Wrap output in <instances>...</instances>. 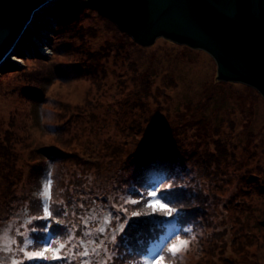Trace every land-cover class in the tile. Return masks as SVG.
I'll use <instances>...</instances> for the list:
<instances>
[{"label":"rangeland","instance_id":"1","mask_svg":"<svg viewBox=\"0 0 264 264\" xmlns=\"http://www.w3.org/2000/svg\"><path fill=\"white\" fill-rule=\"evenodd\" d=\"M74 2L86 8L77 19L87 30L78 35L67 29L61 13ZM91 8L88 0L46 7L26 31L32 38L19 43L18 57H10L0 71V228L10 226L15 235L25 209L37 214L32 184L50 179L59 206L65 201L69 210L62 217H68L73 235L70 241L67 234L56 237V243L67 242L70 264H104L102 247L91 250L101 240L107 244L119 224L112 217L125 218L118 211L126 195L119 187L123 171L112 151L126 139L130 121L123 115L133 101L145 108L134 112L142 126L157 119L143 139L187 154L191 175L186 178H199L201 192L208 195L197 212L204 224L188 234L194 239L182 238L189 243L176 256L164 254L166 264H264L263 95L244 83L219 81L217 63L207 52L163 38L142 46ZM99 51L106 57L97 65L99 60L90 57ZM146 78L150 97L145 98L139 83ZM136 205L124 207L130 214ZM157 219L153 215L150 222ZM99 227L105 232L98 235ZM129 230L128 223L117 241ZM42 234L31 235L38 240ZM81 239L96 241L87 245L89 257L73 255L83 251ZM124 252L122 247L117 255ZM13 258H22L16 245L11 254L0 253L4 264Z\"/></svg>","mask_w":264,"mask_h":264},{"label":"water","instance_id":"2","mask_svg":"<svg viewBox=\"0 0 264 264\" xmlns=\"http://www.w3.org/2000/svg\"><path fill=\"white\" fill-rule=\"evenodd\" d=\"M61 0H0V71L28 27ZM138 44L163 38L210 54L218 80L264 97V0H88Z\"/></svg>","mask_w":264,"mask_h":264},{"label":"trees","instance_id":"3","mask_svg":"<svg viewBox=\"0 0 264 264\" xmlns=\"http://www.w3.org/2000/svg\"><path fill=\"white\" fill-rule=\"evenodd\" d=\"M83 10H86V8L77 5V3L74 2L68 4V6H65L63 11H61V13L65 15L63 23H65L67 25V29L73 32L75 35H78L79 29L87 30L81 24H79V20L77 19L78 15L83 14ZM90 10H92V8ZM90 10L87 9V11ZM96 13L98 12L96 11ZM74 22L76 26H72ZM76 28L77 30H75ZM102 52L103 51H99L96 54H91V57L89 52L87 56H89L94 61L99 60V62L97 61L96 63H98L97 65H100L102 62L99 58L106 57L100 55ZM71 63L72 65L76 64L74 62ZM141 82L139 83V86L142 87L141 93L147 94L145 95V98L150 97L147 90V78L143 81L142 85ZM136 84H138V82H136ZM145 98L140 97V100H145ZM132 103L133 104L129 106V112L124 113L123 115V119L130 121L125 122V125H128V129H126V139L123 140L122 145L115 146L112 151L113 161L116 162L118 165L117 167L121 166L123 171V176L119 181V187H124L126 194H130L132 189H136L139 192L144 193L146 191L152 190L153 188H160L161 193L163 194L162 202L168 203L170 207H175L178 209L177 213L173 214L172 216L153 213L151 215H144V218L138 220L133 219L131 222H129L130 230L126 231V233L120 237L121 239L128 241V249L136 251L144 250L141 251L140 256L136 257V259H143L149 258L151 255H155V252H159L161 247H164L165 251L163 254H166V243H170L177 235L181 238L194 239V237L188 236V234L184 232V229L190 228L191 230H195L204 224V217L200 216L199 218L197 212L198 207H200L201 204H203L202 206H205L208 195L201 192L198 182L199 178H194L192 181H188L186 178V174L191 175V173L188 172L189 159L187 154H178L175 151L160 148L156 144L154 145L146 142V139L148 138L143 139L144 136H141V134L145 133L146 135V132L153 127L150 123L151 120L157 122V119L155 120V117H153L151 120L147 119L143 124L144 126H142L141 122L143 121L138 120L136 118L137 115L134 114V112L140 108H145H143V105L138 107L135 106L134 103L136 102L132 101ZM132 117L134 118L133 121ZM142 119L144 120L143 116ZM93 154L94 152L90 151V163L94 159ZM200 174L201 172L199 175ZM54 175L55 174H53V176ZM168 184L173 185V187L166 189L164 186ZM32 186L34 189L33 193L37 195V193L41 190V182H34ZM8 188H10V183ZM127 189H129V191H127ZM36 195L32 194L30 197V201L33 203L34 207H37V210L39 209V212L34 214V216L42 215L41 201L39 203L38 199H36ZM159 196L160 193H158V197ZM131 198L139 199V197L135 195H132ZM148 199L153 198L145 196V199L133 209L150 212L151 210L145 207V202ZM58 200L59 197L53 189L50 207L53 211L60 212V215H58L56 219L62 221V223L56 224L55 221H53L50 232L47 235H53L55 237L66 235L67 232L65 229L68 231V225L70 224L68 217L67 219L62 217V213H66V215L69 213V210L63 208L65 201L61 206H59ZM70 207L72 208V206ZM76 209L73 211L76 212ZM31 211H33V208ZM153 215H156L158 219L156 222L151 223L150 219L153 217ZM35 222L36 224L44 223V221ZM44 235L46 234L38 236L37 239L39 240L43 238ZM163 238H165V243H161ZM155 247H158V250L151 254L146 251L148 248L156 249ZM128 249H126V252L121 253L124 255L125 261L132 260V255L129 253ZM64 255L70 256L67 253H64ZM29 264H32V262ZM111 264H119V261H113Z\"/></svg>","mask_w":264,"mask_h":264},{"label":"snow or ice","instance_id":"4","mask_svg":"<svg viewBox=\"0 0 264 264\" xmlns=\"http://www.w3.org/2000/svg\"><path fill=\"white\" fill-rule=\"evenodd\" d=\"M166 189H170L173 185L168 184L164 186ZM158 193L160 196L158 197ZM138 196L139 199H132L131 196ZM38 198L41 201V209L42 215L32 216L28 214L27 209L24 210L25 219L19 228L15 229V235H13V231L10 226H5L0 228V253H8L11 254L12 246H18V251L22 254L21 259H11V264H28V262H32V264H51V262L59 261L60 264H70L72 260V256H65L64 252L67 250V242L56 243V237L53 235H47L50 232V228L52 227L53 221L56 224H61L62 221L57 220L56 217L60 215V212L53 211L50 207V201L52 199V181L49 179L46 183H43L41 186V190L37 193ZM145 196L152 197L153 199H148L145 202V207L150 209V212H144L142 210L137 211L133 210L130 214L128 213V209L124 207L125 204H139L142 200L145 199ZM123 203L120 205L118 211L122 210L125 214V218L121 222V218L119 215L112 217L116 221L119 222L118 226L112 232L111 236L107 238V244L104 240L100 241V244L96 247H93L91 252L96 253L97 247H102L104 253L107 254V260L104 264H108V261H119V264H155L156 261H159V264H166V257L163 254L165 249L164 247L160 248L159 252H155L154 248L146 249L150 254L155 252V255H151L149 258L136 259L137 256L141 255V251H136L132 249H128V241L121 239L119 242L117 241V236L120 233H123L125 230V226L129 223L132 217H139L144 215H151L153 213H160L165 216H172L177 213L178 209L175 207H170L168 203L162 202L163 194L161 193L160 188H153L150 191H146L144 193L139 192L136 189H132L130 194H126L122 197ZM66 214V213H65ZM111 216V213H109ZM34 221H44L43 224H36ZM106 223H110L108 218H105ZM87 224V222H85ZM23 229V231H21ZM68 235V240L73 239V235L70 231L65 229ZM42 232L46 235L39 240H34L32 238V233ZM105 232L104 227L98 228V235ZM184 232L186 234L191 233L190 228H185ZM85 237L90 236V232L83 233ZM88 243L95 244V239L90 241H85L81 239L79 241L80 246L83 248L82 252L73 253V255L79 257H89L90 252L88 249ZM161 243H165L161 241ZM189 241L182 239L180 236H176L174 240L170 243H166L167 252L171 254V256H176V254L181 250L182 247H186ZM108 245H112V248L109 249ZM72 247H76L73 245ZM128 249L129 253L132 255V260L125 261L124 255H117V250L120 248ZM0 264H4L3 260L0 259ZM79 264H92L91 260H81Z\"/></svg>","mask_w":264,"mask_h":264},{"label":"bare ground","instance_id":"5","mask_svg":"<svg viewBox=\"0 0 264 264\" xmlns=\"http://www.w3.org/2000/svg\"><path fill=\"white\" fill-rule=\"evenodd\" d=\"M36 20H38L37 17H36V19H34V22H35ZM26 34H27V35H26ZM26 34L24 35L23 38H21L20 42L23 41L24 39L28 41V39L30 40V39L32 38V35H29L28 32H27ZM20 42H19V43H20ZM18 47H19V44H18ZM15 51L18 52V48H17ZM16 52H15V54H16ZM15 54H14V56H12V57H18V56H16ZM16 61H18V58H14V59L11 60L10 62L14 64V63H17ZM10 62H9V63H10Z\"/></svg>","mask_w":264,"mask_h":264}]
</instances>
